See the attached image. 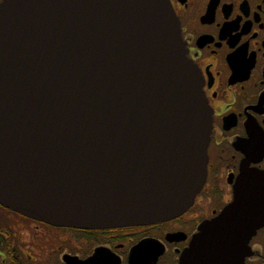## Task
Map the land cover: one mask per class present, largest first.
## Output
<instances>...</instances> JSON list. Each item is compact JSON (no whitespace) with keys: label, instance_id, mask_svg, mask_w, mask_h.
<instances>
[{"label":"water","instance_id":"obj_1","mask_svg":"<svg viewBox=\"0 0 264 264\" xmlns=\"http://www.w3.org/2000/svg\"><path fill=\"white\" fill-rule=\"evenodd\" d=\"M201 86L169 0H3L0 204L79 229L183 215L207 178ZM263 222L264 177L243 172L180 263L243 264Z\"/></svg>","mask_w":264,"mask_h":264},{"label":"flooded vegetation","instance_id":"obj_2","mask_svg":"<svg viewBox=\"0 0 264 264\" xmlns=\"http://www.w3.org/2000/svg\"><path fill=\"white\" fill-rule=\"evenodd\" d=\"M169 1L213 116L194 204L166 222L108 229L58 227L0 204V264H181L201 226L233 202L243 172L264 177V0ZM243 264H264V222Z\"/></svg>","mask_w":264,"mask_h":264}]
</instances>
